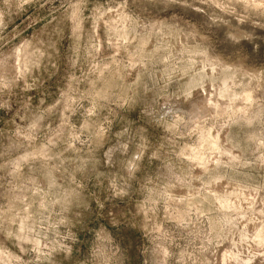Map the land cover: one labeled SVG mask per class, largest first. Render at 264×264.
Returning a JSON list of instances; mask_svg holds the SVG:
<instances>
[{"label": "rangeland", "instance_id": "1", "mask_svg": "<svg viewBox=\"0 0 264 264\" xmlns=\"http://www.w3.org/2000/svg\"><path fill=\"white\" fill-rule=\"evenodd\" d=\"M0 264H264V0H0Z\"/></svg>", "mask_w": 264, "mask_h": 264}]
</instances>
